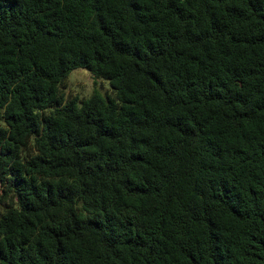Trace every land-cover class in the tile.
<instances>
[{
  "label": "trees",
  "instance_id": "16d2710c",
  "mask_svg": "<svg viewBox=\"0 0 264 264\" xmlns=\"http://www.w3.org/2000/svg\"><path fill=\"white\" fill-rule=\"evenodd\" d=\"M0 185V264H264V0H0Z\"/></svg>",
  "mask_w": 264,
  "mask_h": 264
},
{
  "label": "rangeland",
  "instance_id": "374dc122",
  "mask_svg": "<svg viewBox=\"0 0 264 264\" xmlns=\"http://www.w3.org/2000/svg\"><path fill=\"white\" fill-rule=\"evenodd\" d=\"M61 92L64 97L63 104L72 99L80 102L90 98L93 94H98L103 98H112L114 95V91L111 89L107 80L95 79L88 71L84 69H76L72 71L64 81ZM4 209L5 204L0 203V214L4 211Z\"/></svg>",
  "mask_w": 264,
  "mask_h": 264
}]
</instances>
